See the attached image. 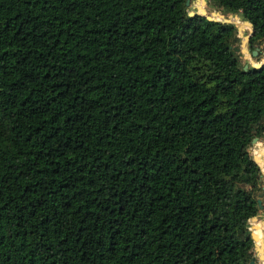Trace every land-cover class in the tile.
I'll return each instance as SVG.
<instances>
[{"label": "trees", "instance_id": "obj_1", "mask_svg": "<svg viewBox=\"0 0 264 264\" xmlns=\"http://www.w3.org/2000/svg\"><path fill=\"white\" fill-rule=\"evenodd\" d=\"M187 1L0 0V264L256 258L264 66ZM207 2L264 61V0Z\"/></svg>", "mask_w": 264, "mask_h": 264}, {"label": "water", "instance_id": "obj_2", "mask_svg": "<svg viewBox=\"0 0 264 264\" xmlns=\"http://www.w3.org/2000/svg\"><path fill=\"white\" fill-rule=\"evenodd\" d=\"M193 2V4H195V6H193V11L190 13V16H194L195 14L198 15V16H202L204 18H206L207 20L209 21H214V22H222V23H225V24H231L233 25L239 32V36L238 38L240 39V42L239 44L240 45H244L245 43L247 44L248 46V50H247V53H248V56H249V61H248V64L245 65V70H247L249 68V66H252L253 68H256V69H259V68H262L264 66V61H262L261 63L257 64L256 62H254L253 60H251V58H255L258 56L259 54V50L257 51H254L253 53H251L250 49H249V44H250V41L251 39L253 38L254 36V31H255V27L253 24H251L249 21L247 20H242L241 22H237V21H234V20H231L229 18H226L227 15H225L224 13L222 15L218 14V13H212V16L210 15V11H209V8H208V2L207 0H188L187 1V6L190 7L191 6V3ZM230 15V14H229ZM238 16V18H241V15L239 13L236 14ZM221 16V17H220ZM224 16V17H223ZM248 26L251 28V32L246 35L245 32H241L240 31V27L241 26ZM243 37H246V42H242L241 39ZM237 52H240V49H236ZM258 140L255 139L253 141V143ZM252 150V146L250 148V151ZM254 161L255 163L260 167V170H261V173H262V177H264V170L261 168L260 164H259V161L258 159L256 158V156H254ZM264 196V194H260L259 196V206H260V210L263 209V206H262V200L261 198ZM258 218L255 217L253 218L252 220L253 221H256ZM251 220V221H252ZM251 232V231H250ZM251 237L252 239L254 240V243H255V249H256V254L258 256H260V253H261V249L258 248V246L256 245V241H257V238L256 236L253 234V232H251ZM251 264H257V258H254L251 262Z\"/></svg>", "mask_w": 264, "mask_h": 264}, {"label": "rangeland", "instance_id": "obj_3", "mask_svg": "<svg viewBox=\"0 0 264 264\" xmlns=\"http://www.w3.org/2000/svg\"><path fill=\"white\" fill-rule=\"evenodd\" d=\"M191 5H192V7L195 6V4H193V2L191 3ZM212 13L210 14L211 16H212ZM214 13H218V14L222 15L223 11H214ZM228 15L226 16V18H229ZM234 19H236L238 22H241L243 20L242 18H238V17L234 18ZM241 27H243V30H240V31L241 32H245L246 35H248L251 32V28H249L247 26H241ZM245 38L246 37H243L241 39V41L243 42V40ZM244 48H246V50H248L247 44H244V45L237 44L236 49H240V52L242 54V57H241L242 64L243 65H247L248 61H249V56L247 57V56L244 55V53H243V49ZM251 60L256 62L254 58H251ZM256 63L259 64L258 62H256ZM262 146H264V137L261 138V139L256 140L252 144L251 153L253 155V158H254V156H256V153L262 155L261 156V160H260V165H261V168L264 169V152L259 151V149H261ZM263 180H264V177H263ZM261 194H264V192H262ZM261 200H262L263 209L260 210V213L258 215L257 220L256 221L252 220L250 222V231L252 232V229L255 227V233H256L257 240L259 239L260 246L264 249V235H263V237H261V232H262V229L264 228V196L261 198ZM255 257L257 258V264H264V256L261 255V254H260V256H258L256 254V249H255Z\"/></svg>", "mask_w": 264, "mask_h": 264}, {"label": "bare ground", "instance_id": "obj_4", "mask_svg": "<svg viewBox=\"0 0 264 264\" xmlns=\"http://www.w3.org/2000/svg\"><path fill=\"white\" fill-rule=\"evenodd\" d=\"M231 20L237 21L236 19H231ZM237 22H238V21H237ZM242 26H243V25H242ZM247 27H248V26H247ZM249 28H250V27H249ZM240 30H243V27H240ZM243 42H244V43L246 42V38L243 40ZM245 44H246V43H245ZM243 53H244L245 56L248 57V53H247L246 48L243 49ZM259 151L264 152V146H262V148L259 149ZM261 156H262L261 154H257V153H256V158L258 159L259 164H260ZM260 166H261V165H260ZM263 170H264V169H263ZM254 235L256 236V233H255ZM263 235H264V228L262 229L261 237H263ZM256 238H257V237H256ZM256 244H257L258 248L261 249V253H260V254L264 256V249L260 246L259 239L256 241Z\"/></svg>", "mask_w": 264, "mask_h": 264}]
</instances>
